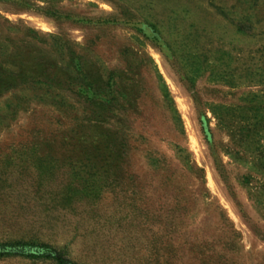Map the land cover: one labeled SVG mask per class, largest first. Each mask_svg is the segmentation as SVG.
I'll use <instances>...</instances> for the list:
<instances>
[{
    "label": "rangeland",
    "instance_id": "rangeland-1",
    "mask_svg": "<svg viewBox=\"0 0 264 264\" xmlns=\"http://www.w3.org/2000/svg\"><path fill=\"white\" fill-rule=\"evenodd\" d=\"M0 264H264V0H0Z\"/></svg>",
    "mask_w": 264,
    "mask_h": 264
}]
</instances>
